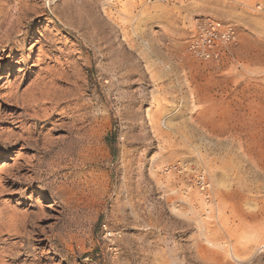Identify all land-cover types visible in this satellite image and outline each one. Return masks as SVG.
Returning a JSON list of instances; mask_svg holds the SVG:
<instances>
[{
  "label": "rangeland",
  "instance_id": "1",
  "mask_svg": "<svg viewBox=\"0 0 264 264\" xmlns=\"http://www.w3.org/2000/svg\"><path fill=\"white\" fill-rule=\"evenodd\" d=\"M257 2L0 0V264H264Z\"/></svg>",
  "mask_w": 264,
  "mask_h": 264
},
{
  "label": "built area",
  "instance_id": "2",
  "mask_svg": "<svg viewBox=\"0 0 264 264\" xmlns=\"http://www.w3.org/2000/svg\"><path fill=\"white\" fill-rule=\"evenodd\" d=\"M257 6L264 8V0H258ZM239 39L236 24L216 18H203L191 29L187 49L198 59L224 63L235 58L234 48L239 44ZM198 177L203 189L209 186L203 172Z\"/></svg>",
  "mask_w": 264,
  "mask_h": 264
},
{
  "label": "bare ground",
  "instance_id": "3",
  "mask_svg": "<svg viewBox=\"0 0 264 264\" xmlns=\"http://www.w3.org/2000/svg\"><path fill=\"white\" fill-rule=\"evenodd\" d=\"M21 3V2H20ZM29 4V3H28ZM24 6V5H23ZM19 8V7H18ZM24 8V7H23ZM22 8V9H23ZM20 11V10H19ZM25 11V10H24ZM15 14V13H14ZM15 16V15H14ZM2 20V19H1ZM11 24V23H10ZM13 25V24H12ZM11 26V25H10ZM8 28V27H7ZM13 29H14V27H13ZM9 30V29H8ZM12 30V29H11ZM5 31V30H4ZM7 32V31H6ZM10 37V36H9ZM42 37H43V34H41V36L39 37V38H37V39H35V42H34V44H39V46L37 47V51H39V52H41L42 51V44H44L43 43V39H42ZM8 40V39H7ZM35 46V45H34ZM44 53V52H43ZM38 59H36L34 62H36ZM47 71V70H46ZM47 77V76H46ZM36 80V79H35ZM48 80V79H47ZM39 81V80H38ZM43 83V82H42ZM49 84V83H48ZM38 85V84H37ZM36 85V86H37ZM45 86V85H44ZM18 87V86H17ZM35 87V86H34ZM40 88V87H39ZM44 88V87H43ZM35 89H37V88H35ZM50 89V88H49ZM34 90V89H33ZM29 91V90H28ZM46 91V90H45ZM39 92V91H38ZM44 92V91H43ZM13 93V92H12ZM38 95V94H37ZM42 95V94H41ZM23 97V96H22ZM49 98V97H48ZM33 100H34V97H33ZM39 100V99H38ZM36 101V100H35ZM41 102V101H40ZM33 103V102H32ZM38 103V102H37ZM35 104H36V102H35ZM35 107H37V106H35ZM2 165V163H0V166ZM210 182V181H209ZM211 186V183H209V187ZM112 234V235H111ZM107 235L108 236H114L115 235V233H110V232H108L107 233Z\"/></svg>",
  "mask_w": 264,
  "mask_h": 264
}]
</instances>
